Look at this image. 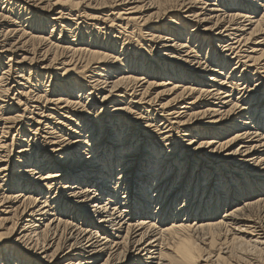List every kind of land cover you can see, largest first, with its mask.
I'll use <instances>...</instances> for the list:
<instances>
[{
	"label": "bare ground",
	"instance_id": "1",
	"mask_svg": "<svg viewBox=\"0 0 264 264\" xmlns=\"http://www.w3.org/2000/svg\"><path fill=\"white\" fill-rule=\"evenodd\" d=\"M4 201L0 264H264V0H0Z\"/></svg>",
	"mask_w": 264,
	"mask_h": 264
},
{
	"label": "rangeland",
	"instance_id": "2",
	"mask_svg": "<svg viewBox=\"0 0 264 264\" xmlns=\"http://www.w3.org/2000/svg\"><path fill=\"white\" fill-rule=\"evenodd\" d=\"M106 10V11H105ZM111 11V9L109 8V10H108V8H106V9H104V11H103V13L104 14H107V13H109ZM23 24V23H22ZM24 24H25V22H24ZM25 27V26H24ZM29 28V27H28ZM51 29V28H50ZM55 37L57 38L58 36H57V34L55 35ZM55 37H54V40H53V42H55ZM124 44H122V41H119L118 42V48H121L122 49V47L124 48V46H123ZM129 45L130 44H128V45H126L125 46V48H127V47H129ZM131 46V45H130ZM124 48V49H125ZM238 91L239 90H235V92H234V95H235V97H236V99L238 98V97H241L242 95L240 94V92L238 93ZM239 94L241 95V96H239ZM167 96V95H166ZM166 96H164V98L166 97ZM168 98H170V97H168ZM244 97H242L241 99H243ZM249 100V99H248ZM244 103H246L247 101H246V99L243 101ZM248 104V103H247ZM13 134H15V133H13ZM128 134V133H127ZM127 134H126V136H127ZM133 142H135V139H134V141ZM141 143V142H140ZM136 144H138V143H136ZM17 150V149H16ZM121 150H123L122 148H121ZM161 150H163L161 147H160V151ZM13 155V154H12ZM195 168H192V169H190V172H192V170H194ZM115 175H117V173H115ZM152 179H153V176H152ZM39 179L37 178V176L35 177V180H30V181H38ZM20 190V189H19ZM123 193H124V191H123ZM121 195H123V194H121ZM9 205H12V203H7L6 201H4V202H0V210H2L5 206H9ZM157 206V203H155L154 204V208ZM9 209H11V208H9ZM152 210V209H151ZM152 212H153V210H152Z\"/></svg>",
	"mask_w": 264,
	"mask_h": 264
},
{
	"label": "snow or ice",
	"instance_id": "3",
	"mask_svg": "<svg viewBox=\"0 0 264 264\" xmlns=\"http://www.w3.org/2000/svg\"><path fill=\"white\" fill-rule=\"evenodd\" d=\"M235 107H239V105H236ZM232 214L234 215V213H232ZM220 223H223V221H220ZM242 231H243V229H242ZM185 243H191V242L185 241Z\"/></svg>",
	"mask_w": 264,
	"mask_h": 264
}]
</instances>
